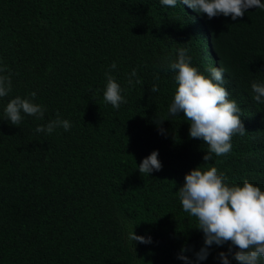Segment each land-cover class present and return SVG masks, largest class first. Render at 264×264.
Here are the masks:
<instances>
[{
	"label": "trees",
	"instance_id": "16d2710c",
	"mask_svg": "<svg viewBox=\"0 0 264 264\" xmlns=\"http://www.w3.org/2000/svg\"><path fill=\"white\" fill-rule=\"evenodd\" d=\"M179 49L206 77L223 68L246 130L207 162L208 145L190 138L184 113H169L177 73L164 66ZM0 68L12 84L0 98V264H186L182 248L191 264H222L228 243L197 261L204 235L178 191L198 166L216 167L230 186L248 180L264 191V104L251 89L264 83V10L233 21L182 0H0ZM108 72L127 101L118 109L104 100ZM32 92L43 119L22 114L11 125L7 103ZM57 113L68 131H35ZM153 151L162 169L141 174ZM129 226L152 243H130Z\"/></svg>",
	"mask_w": 264,
	"mask_h": 264
},
{
	"label": "clouds",
	"instance_id": "9594fccd",
	"mask_svg": "<svg viewBox=\"0 0 264 264\" xmlns=\"http://www.w3.org/2000/svg\"><path fill=\"white\" fill-rule=\"evenodd\" d=\"M182 3L198 13L206 14L209 19L223 15L230 16L233 21L242 18L245 12L253 7L264 10L261 0H182ZM164 6L175 7L177 0H161ZM191 57L186 49H179L178 58L168 63L165 70L171 69L177 73L175 80L178 87L169 106V113L176 116L184 113V118L190 122V138L200 139L208 145L205 162L212 159L213 154L223 156L231 151L232 137L243 135L245 127L240 119V109L235 100L229 99V92L224 87V70L220 67H210V77L198 72L191 66ZM113 63L111 68L115 69ZM0 68V72H5ZM107 84L104 100L114 108H119L121 102L127 101L121 95V87L110 72L106 73ZM137 75L133 70L132 77ZM159 79V76H156ZM135 83H140L139 79ZM133 85V80H128ZM253 100L264 104V83L253 81L251 84ZM12 90L10 76L0 75V98L7 97ZM158 86L153 85L151 92H157ZM31 98L16 96L7 103L4 115L11 125L18 126L22 122V114L43 119L45 109L42 105L32 102ZM63 127L68 131L71 127L68 120L60 118L47 125L38 126L37 133L51 134L54 129ZM161 131H163L161 129ZM159 152L153 151L139 164L141 174H151L160 171L162 163L158 159ZM178 196L185 212L198 221V230L203 232L204 247L195 253L197 261L206 260L212 245L230 244L228 252H220L222 264H230L229 256L239 264H260L264 258V191L244 180L243 186L229 185L226 178L218 173L216 167L203 170L199 166L185 175L184 184L179 188ZM135 227V226H134ZM129 226L127 239L130 243H152L151 237L139 236ZM187 248H182L178 259L191 264L185 255Z\"/></svg>",
	"mask_w": 264,
	"mask_h": 264
}]
</instances>
